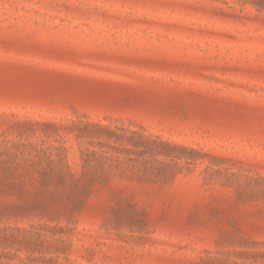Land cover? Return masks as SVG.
I'll return each mask as SVG.
<instances>
[{"label": "rangeland", "instance_id": "rangeland-1", "mask_svg": "<svg viewBox=\"0 0 264 264\" xmlns=\"http://www.w3.org/2000/svg\"><path fill=\"white\" fill-rule=\"evenodd\" d=\"M76 121L204 156L163 185L97 186L69 221L1 217L0 264H264V10L252 0H0V146L64 141L77 170Z\"/></svg>", "mask_w": 264, "mask_h": 264}, {"label": "trees", "instance_id": "trees-1", "mask_svg": "<svg viewBox=\"0 0 264 264\" xmlns=\"http://www.w3.org/2000/svg\"><path fill=\"white\" fill-rule=\"evenodd\" d=\"M264 10V0H252ZM52 127L55 124H45ZM33 123L17 128L32 131ZM68 133L78 144V169L68 163V147L43 142L8 143L0 146V218H37L69 221L80 211L95 187L133 181L141 185H163L180 172V159L189 165L204 153L148 135L142 129L101 122H72ZM121 190H111L119 195ZM122 205V204H121ZM138 221L142 222V219ZM241 244H247L241 242ZM213 264L214 258L201 259Z\"/></svg>", "mask_w": 264, "mask_h": 264}]
</instances>
